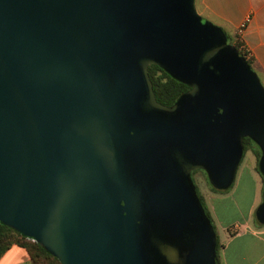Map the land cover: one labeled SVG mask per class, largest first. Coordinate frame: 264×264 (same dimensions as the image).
I'll return each instance as SVG.
<instances>
[{
	"label": "water",
	"instance_id": "1",
	"mask_svg": "<svg viewBox=\"0 0 264 264\" xmlns=\"http://www.w3.org/2000/svg\"><path fill=\"white\" fill-rule=\"evenodd\" d=\"M195 0H0V220L61 264H217L191 170L230 186L264 85ZM189 85L156 99L148 66ZM255 208L264 224L262 199Z\"/></svg>",
	"mask_w": 264,
	"mask_h": 264
},
{
	"label": "crops",
	"instance_id": "2",
	"mask_svg": "<svg viewBox=\"0 0 264 264\" xmlns=\"http://www.w3.org/2000/svg\"><path fill=\"white\" fill-rule=\"evenodd\" d=\"M195 5L201 15L232 37L245 21L240 36L264 84V0H195ZM253 155L252 151L250 161L239 163L236 170L239 177L231 187L203 189L221 243L220 264H264V224L253 221L255 208L262 199L264 178ZM0 264L32 263L26 248L13 243L0 254Z\"/></svg>",
	"mask_w": 264,
	"mask_h": 264
},
{
	"label": "trees",
	"instance_id": "3",
	"mask_svg": "<svg viewBox=\"0 0 264 264\" xmlns=\"http://www.w3.org/2000/svg\"><path fill=\"white\" fill-rule=\"evenodd\" d=\"M229 41H231L235 46L239 49V51L246 57V59L251 64L252 57L248 55V51L246 48L243 47V39L238 36L237 34H234V37L230 35L228 32H226ZM253 65V64H252ZM148 73L149 77L152 82V87L154 92L156 93V99L162 103H172L174 100L177 99V97L183 93V91L187 90L189 88V85L186 83L180 81L179 79L175 78L171 73L166 71L164 68H162L158 64H151L148 66ZM243 147L244 151L242 154V157L244 155V152L248 149H253V152L256 156V167L258 168V158L261 152V148L258 147L257 143L250 137L245 136L243 138ZM241 157V159H242ZM241 161V160H240ZM201 168V167H195V169ZM195 169L191 170V174L195 171ZM201 170H203L201 168ZM204 171V170H203ZM205 175L206 172L204 171ZM260 175L264 178V176L259 171ZM207 175V180H208ZM194 181V179H193ZM209 182V180H208ZM210 183V182H209ZM211 184V183H210ZM196 185V183H195ZM212 186V184H211ZM197 188V185H196ZM214 189H219L213 186ZM197 191L199 193V196L201 198L202 203H204L205 211L209 215L211 221L212 218L210 216V213L207 209V204L205 203L201 193L199 192L198 188ZM214 226V224H213ZM215 228V226H214ZM216 231V230H215ZM218 234V233H217ZM216 234V258L218 260L217 264H220L219 258H218V250L220 247V241L218 238V235ZM16 243L19 245H22L26 248L27 252L29 253L31 257V263L32 264H61L60 260L57 256L52 255L47 250H45L36 240L33 239L30 235H24L20 233L19 231L15 230L14 228L6 225L4 222L0 220V254L6 250L11 244Z\"/></svg>",
	"mask_w": 264,
	"mask_h": 264
},
{
	"label": "rangeland",
	"instance_id": "4",
	"mask_svg": "<svg viewBox=\"0 0 264 264\" xmlns=\"http://www.w3.org/2000/svg\"><path fill=\"white\" fill-rule=\"evenodd\" d=\"M195 7H196V5H195ZM198 9V8H197ZM202 18H204V19H206V17H204L203 15H202ZM262 82V81H261ZM263 84V83H262ZM264 85V84H263ZM252 149H248L247 151H245L244 152V155H243V157H242V159H241V161L240 162H242V163H244V162H246V161H250V160H248L250 157H251V155H252ZM254 153V152H253ZM254 156V160H255V164H256V156H255V154L253 155ZM239 162V163H240ZM239 165V164H238ZM237 171H238V169H237ZM236 174H237V172H236ZM191 175H193V179H194V183H196V185H197V188H198V190H199V192L201 193V195H202V197H203V199H204V201H205V199H206V197H205V193H204V191H203V189H205V188H207V189H214L213 188V185L211 186V184L208 182V180H207V175H205V173H204V171L203 170H201V168H197V169H195V171L191 174ZM236 177H239V175L237 174V176ZM235 181V179L233 180V182ZM232 182V183H233ZM231 183V184H232ZM227 187H231V185L229 186H227ZM226 187V188H227ZM223 188H225V187H223ZM245 206V205H244ZM258 221V220H257ZM259 222V221H258ZM212 223H213V221H212ZM260 223V222H259Z\"/></svg>",
	"mask_w": 264,
	"mask_h": 264
},
{
	"label": "built area",
	"instance_id": "5",
	"mask_svg": "<svg viewBox=\"0 0 264 264\" xmlns=\"http://www.w3.org/2000/svg\"><path fill=\"white\" fill-rule=\"evenodd\" d=\"M244 26H245V21H243L242 23H240V24L238 25V27L236 28V34H237L238 36L241 35V32H242ZM240 37H241V36H240ZM243 47L245 48L244 44H243ZM246 50H247V49H246Z\"/></svg>",
	"mask_w": 264,
	"mask_h": 264
},
{
	"label": "flooded vegetation",
	"instance_id": "6",
	"mask_svg": "<svg viewBox=\"0 0 264 264\" xmlns=\"http://www.w3.org/2000/svg\"><path fill=\"white\" fill-rule=\"evenodd\" d=\"M253 221H255L256 223H258V224H259V222H258V221H257V219H256V216H255V214H254Z\"/></svg>",
	"mask_w": 264,
	"mask_h": 264
}]
</instances>
